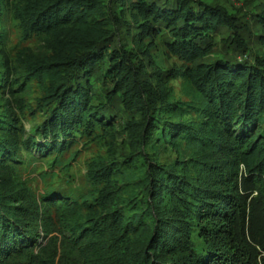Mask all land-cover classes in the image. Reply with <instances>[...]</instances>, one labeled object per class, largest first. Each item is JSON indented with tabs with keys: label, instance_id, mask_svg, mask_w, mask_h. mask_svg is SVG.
<instances>
[{
	"label": "trees",
	"instance_id": "1",
	"mask_svg": "<svg viewBox=\"0 0 264 264\" xmlns=\"http://www.w3.org/2000/svg\"><path fill=\"white\" fill-rule=\"evenodd\" d=\"M247 1L0 0V264H264Z\"/></svg>",
	"mask_w": 264,
	"mask_h": 264
},
{
	"label": "rangeland",
	"instance_id": "2",
	"mask_svg": "<svg viewBox=\"0 0 264 264\" xmlns=\"http://www.w3.org/2000/svg\"><path fill=\"white\" fill-rule=\"evenodd\" d=\"M211 1V0H210ZM214 2H218L222 6H224L227 9L235 8L238 10L239 15H236L235 17L242 19L243 21L246 20L247 23L250 22V16L249 14V8H247V2H244V0H212ZM12 39V38H11ZM43 95V85L39 83L35 79L29 80V84L25 88V95L23 99V103L25 111H26V119H24V125L27 129L31 127V124L33 123L32 119L28 115V110L35 108V105L38 101V99ZM39 119V118H37ZM36 119V120H37ZM95 151V148H92L89 152H81L79 156L76 158L75 162H73L72 167L70 168V173L72 174H80L83 173L84 170V162L93 154ZM65 176H62L63 183L66 182L67 177L63 179Z\"/></svg>",
	"mask_w": 264,
	"mask_h": 264
}]
</instances>
